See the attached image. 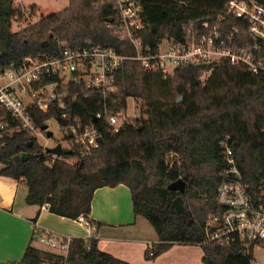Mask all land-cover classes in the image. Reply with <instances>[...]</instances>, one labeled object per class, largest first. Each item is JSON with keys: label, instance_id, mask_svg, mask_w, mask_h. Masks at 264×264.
Listing matches in <instances>:
<instances>
[{"label": "trees", "instance_id": "1", "mask_svg": "<svg viewBox=\"0 0 264 264\" xmlns=\"http://www.w3.org/2000/svg\"><path fill=\"white\" fill-rule=\"evenodd\" d=\"M138 1L146 25L139 36L152 49L166 36L181 38L184 24L225 16L229 2ZM254 1L264 6V0ZM29 10L33 15L36 6ZM29 10L16 7L15 0H0V64H20L27 56L44 54L57 58L64 47L77 50L87 41L113 48L122 56L135 55L130 43L115 36L119 19L115 0H70L62 11L13 32V21L24 19ZM202 71L181 67L173 76H165L159 71H144L135 60H125L116 73L118 90L105 101L118 113L126 108L127 99L139 100L144 119L126 123L118 133L97 124L102 134L100 146L85 157L75 148L71 155L52 158L35 138L14 133L6 137V147L0 151V176L26 184L28 205L48 206L53 214L76 221L84 218L96 226L100 223L89 219L95 192L125 185L132 195L134 214L147 219L158 235L147 260L179 244L201 247L203 264H251V256L235 248L204 244L205 226L216 212L225 168L220 141L229 139L246 183L264 180V73L223 63L202 83ZM76 91L75 103L68 101L65 111L40 113L38 125L55 118L65 131L69 122L62 117L64 113L89 124L101 111L104 97L95 94L87 98L81 89ZM25 153L29 157L26 161L22 158ZM170 155L176 160L169 161ZM72 157L77 158L75 164L68 162ZM178 180L186 183L184 193L169 190ZM54 259L61 263L59 257L30 245L19 264ZM67 264L128 263L101 251L95 238H73Z\"/></svg>", "mask_w": 264, "mask_h": 264}, {"label": "built area", "instance_id": "2", "mask_svg": "<svg viewBox=\"0 0 264 264\" xmlns=\"http://www.w3.org/2000/svg\"><path fill=\"white\" fill-rule=\"evenodd\" d=\"M115 10L119 17L114 26L115 36L133 46V57L122 56L113 48L87 41L77 50L63 45L57 58L44 54L27 56L20 64H0V151L6 147V137L19 132L35 138L42 146L41 139L49 140L48 123L51 120L58 123V120L54 118L39 126L38 116L53 109L65 111L67 103L77 101L78 88L85 97L98 94L104 101L101 111L89 124L63 114L69 122L65 131L59 126L67 141L64 151L76 148L85 157L100 146L102 134L97 124L107 125L113 133H118L126 123H134L130 120L129 105V100L135 103L134 98L127 99L126 108L118 113L112 112L105 101L118 90L116 73L125 60H135L144 71H159L165 76H173L181 67L202 68V83L209 79L216 66L223 63L243 65L254 74L264 73V6L254 0H229L225 16L200 24H184L181 38L166 36L155 49L139 36L146 27L140 1L115 0ZM27 14L30 16V10ZM2 56L0 50V59ZM132 110L138 111L136 107ZM45 126L47 129L43 130ZM68 132H71V138ZM219 146L225 168L216 196V212L209 216L205 226L204 244L235 248L250 255L251 264H264V180L246 183L229 139L220 141ZM43 149L46 152V148ZM78 222L92 226L84 218ZM34 238L45 246V252L61 259L59 264H67L71 238L36 226ZM42 264L58 263L54 259Z\"/></svg>", "mask_w": 264, "mask_h": 264}, {"label": "crops", "instance_id": "3", "mask_svg": "<svg viewBox=\"0 0 264 264\" xmlns=\"http://www.w3.org/2000/svg\"><path fill=\"white\" fill-rule=\"evenodd\" d=\"M27 193L24 182L0 176V264H19L30 245L45 250L34 238L35 226L65 238H95L101 251L128 264H203L201 247L191 245L176 244L158 258L146 259L158 235L147 219L134 214L132 195L125 185L95 192L89 219L100 225L89 227L53 214L48 207L28 205Z\"/></svg>", "mask_w": 264, "mask_h": 264}, {"label": "rangeland", "instance_id": "4", "mask_svg": "<svg viewBox=\"0 0 264 264\" xmlns=\"http://www.w3.org/2000/svg\"><path fill=\"white\" fill-rule=\"evenodd\" d=\"M35 4L37 5L36 7L37 9L33 15L29 16V14H27V16L24 19L21 20L15 19L13 21V25H12L13 32L21 31L24 28L39 22V20L42 19V17H47L49 15L62 11L65 7L69 5V0H15V6L16 7L18 6L23 10H27L30 7L34 6ZM129 105L131 108L130 120L133 119L134 122L135 121L137 122L145 118V116L141 115V107H142L141 101L135 99V103H134L131 100H129ZM135 107L137 108L138 111L134 113L132 109ZM136 117L138 119H136ZM48 125L51 132L54 133V137L49 140L41 139L40 141L41 145L47 148V147H54L57 144H61L63 148H67V141L65 140L64 135L62 134L59 128V124L55 120H51L48 123ZM168 159L169 161L172 162L176 160V158H174L173 155H170ZM68 162L70 164H75L77 162V158L72 157L68 159ZM24 189L25 188L22 187L20 191L21 193L20 195H22Z\"/></svg>", "mask_w": 264, "mask_h": 264}, {"label": "water", "instance_id": "5", "mask_svg": "<svg viewBox=\"0 0 264 264\" xmlns=\"http://www.w3.org/2000/svg\"><path fill=\"white\" fill-rule=\"evenodd\" d=\"M111 22H113V20H111ZM179 103L182 102V98L179 99L178 101ZM47 129V126L43 127V130H46ZM69 134V137L71 138L72 137V134L71 132H68ZM48 136V139H52L54 137V133L53 132H48L47 134ZM32 144H30L29 147H31ZM46 152L50 155H54L56 156L57 158H61L64 156V154H68V155H71L72 152L71 151H64L63 147L61 144H58L56 147L54 148H46ZM23 160H28V154H23L22 156ZM169 190L173 191V192H180V193H184L186 191V183L183 181V180H178L177 182H174L172 183L170 186H169Z\"/></svg>", "mask_w": 264, "mask_h": 264}]
</instances>
